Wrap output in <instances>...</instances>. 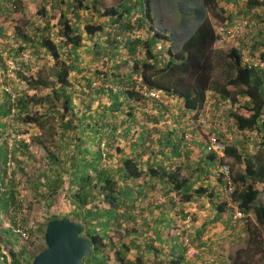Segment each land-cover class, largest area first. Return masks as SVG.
Returning <instances> with one entry per match:
<instances>
[{
  "label": "trees",
  "instance_id": "trees-1",
  "mask_svg": "<svg viewBox=\"0 0 264 264\" xmlns=\"http://www.w3.org/2000/svg\"><path fill=\"white\" fill-rule=\"evenodd\" d=\"M5 1L9 5H3ZM41 1L32 18L12 26L14 36L29 48L30 62L18 60L20 47L7 50L15 54L20 67L13 75L25 82L26 89L14 85L13 90H0V217L5 214L10 223L3 228L0 218V237L20 235L17 229L23 227L16 215L19 203L11 176L23 170L24 161L17 160V153L27 152L28 145L24 139L12 138L8 146V123L15 133H20L19 123L44 129L54 114L58 118L49 126V138L42 132L31 135L48 158V167L31 184L34 190L43 185L40 195L50 197L46 205H53L58 197L69 203L64 213L52 214L45 225L63 216L82 222V235L90 239L92 250L80 264H189L183 227L175 240L180 245L173 243L166 260L151 244L164 241L161 233L151 239L148 235L133 238L138 222L134 211L150 186H135L134 181L143 175L150 180L167 176L174 190H188L187 180H176L174 172L156 159L165 148L173 152L192 139L185 140L184 130L179 129V142L173 137L163 101L179 98L184 112H191L213 98L211 103L230 134L225 155L238 167L234 171L230 167L236 184L234 200L241 211L255 217L246 224L247 244H259L260 226H264V200L256 202L264 196V28L246 25L244 37L224 52L215 46L218 29L210 19L221 0H121L109 8H101L100 0ZM0 2L7 17L11 8L17 11L24 4V0ZM244 5L243 11L227 12L223 26H232L252 10L251 18L261 23L264 15L255 10L264 8V0H244ZM162 12L173 13L175 20L163 24ZM3 53L0 46L4 75L9 69ZM37 57L47 58L48 64L36 76L26 74ZM218 68L223 76L216 75ZM9 79L4 75L1 81L9 86ZM150 91L160 98L148 96ZM208 151L214 167L217 156ZM14 163L19 164L16 170ZM218 180L222 186V179ZM125 237L130 241L125 242ZM131 249L137 251L134 259L127 257ZM149 251L157 252L151 262L144 258ZM9 253V264H31L21 262L24 247ZM246 263L238 253L233 257L232 264Z\"/></svg>",
  "mask_w": 264,
  "mask_h": 264
},
{
  "label": "crops",
  "instance_id": "crops-1",
  "mask_svg": "<svg viewBox=\"0 0 264 264\" xmlns=\"http://www.w3.org/2000/svg\"><path fill=\"white\" fill-rule=\"evenodd\" d=\"M230 2L232 5V1ZM2 11L3 9H0V13ZM3 31H5V23L0 21L1 35ZM182 105L179 98L169 97L163 101L165 114L168 117L167 127L173 130V137L178 142L180 134L177 130H181L180 132L184 130L188 117L191 115V112H184ZM208 150L205 131L199 128L198 133L194 134L189 143H180L179 148L173 152L165 148L163 153L157 156L158 164L174 172L176 180L180 182L187 180L185 188L190 183L188 190L184 188L174 190L167 176L150 180L147 175H143L134 181L135 186L146 183V186L151 187H146L143 195H140L138 199V206L134 211L138 222L134 225L136 230L133 238L140 239L148 235L151 239L155 233H161L164 241L154 240L151 244L158 249V254L164 255L165 260L171 257L173 243L180 245L179 239L175 240L181 232L186 217L191 218L190 233L194 239L193 244L200 249L195 258L190 260L185 258V262L189 264H209V258L216 255L215 262L211 264H232L238 248L247 244L245 221L240 222L237 229L230 225L231 211L224 201L218 177L212 170L213 165H211ZM159 165L154 168L160 169ZM248 218L252 220L251 212ZM147 253L145 256L148 262L157 255L155 251L150 255ZM261 260L264 262V255L261 256Z\"/></svg>",
  "mask_w": 264,
  "mask_h": 264
},
{
  "label": "rangeland",
  "instance_id": "rangeland-1",
  "mask_svg": "<svg viewBox=\"0 0 264 264\" xmlns=\"http://www.w3.org/2000/svg\"><path fill=\"white\" fill-rule=\"evenodd\" d=\"M121 0H100L101 3V8H109L112 5L117 4ZM221 0L218 2L217 7L213 10V13L211 12L210 19L215 27L216 31L217 29L223 25V23L226 21L227 18V12H236L239 10H244L245 5H244V0H235L233 5H230V3ZM41 0H24L23 7L21 9H18L17 11L11 8V14H8L9 17H7L5 14L0 13V21L4 24L5 23V31L2 32V35L0 34V46L4 48V53L3 56L7 58V64H8V69L7 73L4 75L9 79V86L5 85L1 80L4 78V75L0 72V90H13L14 85L16 86L17 89L19 90H25L26 89V84L24 81L18 80L16 76L13 75V70L16 68H20L17 66L18 64L15 63L17 62L13 56L15 55L12 51H7L10 49V47L18 49L19 50V57L18 60H24L28 61V55L26 54V51H29V48L19 37L14 36V28L12 27L14 24H18L21 26V22L23 19L27 18L30 19L32 12H37L41 8ZM3 5H9L7 4L6 1ZM232 6V7H231ZM50 7V6H49ZM222 9V10H221ZM48 14L52 15V11H50V8H47ZM103 10V9H101ZM225 10V11H224ZM258 12L259 16L264 15V8L258 7L255 10ZM236 13H234L235 15ZM162 16V22L163 24H167L169 20L174 21L175 16L173 13H169L168 15L161 14ZM52 22L57 24L56 18H51ZM42 19L40 21L42 23ZM260 27L264 28V18L262 19L260 23ZM4 29V28H3ZM27 32L30 31V28H25ZM257 32V30H255ZM247 37L249 36L248 34L246 35ZM27 47V50H26ZM224 52L229 48V46H224L222 47ZM6 49V50H5ZM9 56V57H8ZM30 62V61H28ZM31 70L29 72H26V74H31L33 76H36V72L42 68L45 67L46 64H48V59L47 58H40L37 57L36 59V64H33L31 62ZM216 75L223 76V69L218 68V71H215ZM6 88V89H5ZM44 93V91H41ZM28 93H34L33 90L28 89ZM58 117L54 116L52 114V117L49 118V121L46 122L44 129L42 128H37V127H28L26 124L19 123L18 124V130H20V133H15L10 129V123L9 121V126L6 129V136L8 137L9 144L8 146L11 145V139L15 138L16 140H21L24 139V142L27 143V152L24 151L25 149H22L20 152L17 153V160H22L24 161L23 165V170L22 171H17L15 175L11 176L12 180L14 181L13 185V190L15 191V197L19 203L18 209L16 210V215L17 218L22 222V231L26 233L27 238H24L22 234L19 232L20 235L16 236H9V235H1L0 237V255L2 254V251L6 252L5 257L3 260L0 261V264H9L12 256L10 255L9 251H19L21 247L25 248V253L23 254V259L21 262H31L33 256L37 254L39 251H41L45 247V241H44V232L43 230L45 229V223L48 218L51 217L52 214H62L65 211V207L69 206V203H67V199L64 200V198L58 197L54 200L53 205H46L48 202V199L50 198L49 196L42 197L40 194L42 191H44L43 185H38L36 190H34V186L31 184L37 178H39V172L43 171L46 167H48V158H47V153L46 151L38 145L37 142L33 141L31 138V135L36 132L41 133L48 137L47 133L49 132V126L51 123H56V119ZM23 132V133H22ZM260 137L259 132H255L254 138L258 140ZM49 138V137H48ZM59 140V139H56ZM54 146L55 142L51 143ZM252 145L250 143L248 146ZM251 148V146H250ZM23 152L27 153V156L24 155ZM228 159V158H227ZM228 164L234 171V169L238 168L236 163L229 158L227 160ZM14 170L18 169L19 164L14 163ZM21 166V165H20ZM10 167V166H9ZM12 170V167H11ZM41 180V178H40ZM264 200V196H261L256 200V202L259 204ZM19 213V214H18ZM1 227L3 228H8L10 223H9V218L3 214L1 217ZM255 217L254 214L252 213V220L250 218L246 219L245 223L247 224L248 222H254ZM11 228V227H10ZM260 235L261 238L260 243L255 245V246H248V244L245 243V245L240 248H238L236 254L238 253L241 257V259H245L246 264H264L263 260H261V256L264 255V226H260ZM110 236L114 237L113 231L110 232ZM125 242L130 241V237H125L124 238ZM153 251H149L147 255H150ZM135 252L131 250L128 253V257L130 259L135 258ZM145 256L144 258H146Z\"/></svg>",
  "mask_w": 264,
  "mask_h": 264
},
{
  "label": "built area",
  "instance_id": "built-area-1",
  "mask_svg": "<svg viewBox=\"0 0 264 264\" xmlns=\"http://www.w3.org/2000/svg\"><path fill=\"white\" fill-rule=\"evenodd\" d=\"M254 10L250 14L242 15L232 26H220L218 28L217 34L219 35L217 41L215 42L216 47H224L238 43L239 39H242L245 34L246 25L260 27L255 19L251 18ZM157 49H160L158 46ZM243 59L247 61L246 55ZM6 89V88H5ZM148 96L159 99L160 95L155 91H150ZM209 99V98H208ZM214 99L207 101V104L202 108L195 109L191 111V115L188 117V122L184 128V139H191L194 134L198 133L199 128H206L205 140L208 143L209 149H211L217 156L216 163L213 167V172L217 177H220L223 181L221 186L222 195L225 203L230 209V225L232 228L237 229L240 222L246 221L249 214L244 213L238 207L237 202L234 200V190L235 182L233 181V175L230 165L227 162V156L225 155L226 148V138H230V134L226 124L222 122V118L219 117L215 106L212 105ZM225 102H228L227 100ZM19 221V219H18ZM19 224V222H18ZM184 233L182 235V242L186 246V256L191 259L195 257L200 249L194 246L191 242L189 231L191 230V218L186 217L183 224ZM18 232L22 234L24 238H27L26 233L22 231L21 228L17 229ZM6 252L2 251L0 255V261L5 257ZM217 256V255H216ZM211 257L210 261H214L217 257Z\"/></svg>",
  "mask_w": 264,
  "mask_h": 264
},
{
  "label": "water",
  "instance_id": "water-1",
  "mask_svg": "<svg viewBox=\"0 0 264 264\" xmlns=\"http://www.w3.org/2000/svg\"><path fill=\"white\" fill-rule=\"evenodd\" d=\"M82 231V222L69 216L49 220L44 229L45 247L31 264H80L92 250L90 239Z\"/></svg>",
  "mask_w": 264,
  "mask_h": 264
}]
</instances>
